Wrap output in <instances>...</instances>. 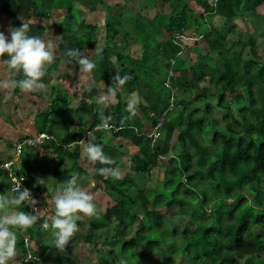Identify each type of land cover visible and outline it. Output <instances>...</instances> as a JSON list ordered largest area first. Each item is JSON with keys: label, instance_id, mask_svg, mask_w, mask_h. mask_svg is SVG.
Segmentation results:
<instances>
[{"label": "trees", "instance_id": "obj_1", "mask_svg": "<svg viewBox=\"0 0 264 264\" xmlns=\"http://www.w3.org/2000/svg\"><path fill=\"white\" fill-rule=\"evenodd\" d=\"M83 1L31 0L32 14L28 13V18L42 33L47 26L40 22L43 18L51 20L62 15L57 31L67 39L65 49L77 47L81 53L95 50L101 29L82 19L84 11L77 4H85ZM92 1L108 13L103 27L104 46L96 59L94 76L107 89L113 86L116 103H106L102 113L110 117L112 128L94 130L101 123V112L92 104L77 101L88 84L80 85L84 73L75 62L76 67L65 69L61 75L56 63L49 67L52 79L63 92L50 93L49 109L35 115L34 125L38 134L53 138L46 144L50 152L46 156H59L60 161L73 158L76 166L78 152L72 144L78 143L82 134L67 133L68 138L59 141L56 130L64 119L66 130L70 128L72 116L66 114L71 111V98L76 102L74 115L82 127L88 126L97 138L109 134L112 139L126 140L138 151L131 158L133 177L116 180L94 171L90 178L103 184L111 205L87 219V224L82 222L86 228L80 226L81 233L74 234V240L89 244V255L94 251L102 257L96 264H240L239 259L244 260L243 264H264V63L253 56L251 36L243 42L232 41L228 48L224 46L226 34L232 32L228 23L246 20L242 12L254 14L264 0H146L149 4L145 7L157 8L151 17L135 13L131 17L117 11L109 1ZM164 7L168 14L162 11ZM1 15L10 18L3 12ZM212 16L222 21L220 29L206 21ZM120 37L122 40H118ZM184 37L194 40L193 46L202 38L207 46L197 53L189 49L193 50L188 55L190 64H184L180 57L187 50ZM130 42L140 46L138 58L124 52ZM198 58L202 61L194 62ZM179 74H185V86L191 87L177 83L175 76ZM115 75H127L129 79L116 86ZM202 83L206 87L199 91ZM177 89L192 92L191 100L176 99L173 91ZM131 95L144 103L137 104L136 115L129 120L125 119L129 114L122 98ZM22 97L14 92L10 100L13 98L18 105ZM171 102L174 108L167 112ZM165 112L159 139L152 143L150 134L142 131L143 124L148 122L153 129ZM155 144L160 149L154 150ZM169 153L171 157L166 158ZM156 169L161 175L153 187L144 190ZM15 172L29 180L26 170ZM61 175L70 177L68 170ZM42 204L36 203L38 212ZM24 211L28 212L26 207ZM40 221L17 236L16 248L25 258L29 253L24 240L31 243L35 239L38 255H30L38 262L27 264H41L57 251L51 243H44ZM173 222L178 224L172 226ZM92 236L96 242H91Z\"/></svg>", "mask_w": 264, "mask_h": 264}, {"label": "clouds", "instance_id": "obj_2", "mask_svg": "<svg viewBox=\"0 0 264 264\" xmlns=\"http://www.w3.org/2000/svg\"><path fill=\"white\" fill-rule=\"evenodd\" d=\"M63 55L68 58L67 63L75 62L82 73H90L96 68L95 62L88 56L82 55L78 49H68ZM53 57V45L45 43L38 35L30 34V25L27 22H22L19 27H10L7 35L0 32V68H3L5 73L4 77L0 78V88L18 89L23 93L44 89L46 85L43 78L48 65L53 62ZM113 79L116 81V86H122L129 77L115 75ZM112 91L113 86L108 88L109 94ZM107 98V96L100 98L101 123L97 125V128L110 127V117H104L102 114L103 109L108 106L104 103ZM136 108L137 100L130 99L125 109L129 115L125 119H132L136 115ZM80 143L84 145L83 153L87 160L93 164L102 165L97 169L98 174L107 175L113 179L120 178L119 168L111 167L114 161L104 153L102 145L88 140H81ZM38 150L44 155L50 153L49 150L46 153L42 149ZM14 168L17 169L15 166ZM48 180L39 178L37 184L46 186ZM22 181L23 179L15 178L10 190L0 194V213H2L0 215V264H9V261L17 254L18 233L25 232L41 218L42 211H37L35 208L37 202L27 188L21 187ZM60 184L62 187H58L52 197L53 214L43 219L40 230L50 234L52 247L63 251L79 230L77 221L81 218V214L93 217L98 215V209L94 203L93 194L81 187L77 174L71 175ZM25 207L30 208L31 212L24 211ZM26 240H24V247L27 250L29 243ZM24 259L25 256L19 263L24 264Z\"/></svg>", "mask_w": 264, "mask_h": 264}, {"label": "rangeland", "instance_id": "obj_3", "mask_svg": "<svg viewBox=\"0 0 264 264\" xmlns=\"http://www.w3.org/2000/svg\"><path fill=\"white\" fill-rule=\"evenodd\" d=\"M100 2H105V1H109L110 4L112 6H117L116 10L120 11L121 13H128L129 15H131V17H134L135 15L132 14H138L140 16H144V17H151L152 14L157 10V8L154 6H147L145 7V5H148L149 3L146 0H98ZM209 1H214V0H209ZM83 3L85 4H81L78 2L77 6L84 11V17H82V19L87 23V24H95L97 25L101 30L98 31L97 33V45L95 50H91V51H83L81 54L88 56L90 59H92L95 64H96V59L99 56V53L101 52V48L104 46V41H105V36H104V20L107 17V10H105L104 7H102L101 5H98V3L92 1V0H84ZM92 3V6H91ZM151 4V3H150ZM31 0H0V32H4L5 35L8 34V30L10 29V27H19L20 24L22 22H26V19L28 18V13L32 14L31 12ZM91 6V7H90ZM162 9V8H161ZM154 10V11H153ZM160 10H158L157 12H159ZM163 12H166L165 14H168V8L164 7V10H162ZM1 12H3L5 15H7L8 17H10L9 19H7L6 17H3L1 15ZM156 12V13H157ZM243 15H245L246 20H236L234 21L233 25L228 23V27L232 29V32L230 34H226V42H225V47L228 48V46L232 43V41H236V40H240L241 42L246 41L247 38L249 36H251L254 39V45H255V49H254V57L257 61H259L260 63H264V5L260 6L259 8L256 9V12L254 14L249 13L248 11H244L242 12ZM130 17V16H129ZM11 18H16V20H11ZM62 19V15H58L57 17L54 16L51 20L48 17L43 18L44 21L48 22L45 23L43 20L40 21L43 24H46L47 26L45 27L46 30L42 33L37 32V26L34 25V23L32 22V19H29V25H30V34L33 35H38L40 36L45 43H51L53 45V51H54V57H53V62L50 64H55L57 65L58 71H59V75H61V72H64V70L67 68L68 71H71L73 69L74 66V62L72 64H68L67 60L68 58L65 57L63 55V53L66 51L65 47L67 45V39L66 37H61L58 34V21H61ZM130 21V20H129ZM207 22L210 21V24L212 26V28H221L222 27V21L217 17V16H212L210 17L208 20H206ZM57 23V24H56ZM209 24V23H208ZM224 24L227 26V24L224 22ZM185 37H188L187 34H185ZM184 37V38H185ZM184 41V39H182L183 43H185L184 45H186V51H183V53L181 54V58L184 64L187 63H192L191 61L189 62L188 60V55H190L192 53L193 50H189L194 48L195 53H197L198 49H207L206 44L204 43V40L202 38L197 40V46H193L192 43H194V40L192 39H187ZM118 40H122V37H120ZM75 49H78L77 47ZM236 50H238V48H236ZM124 52H128L133 58H138L140 56L141 53V48L138 44H133L130 42V45L126 48H124ZM56 53V54H55ZM58 56L60 58L59 61H57L55 56ZM247 55V52H244L243 56L245 57ZM113 61L115 60L114 58L112 59ZM195 61H202V59L198 58ZM50 65H48L47 69H46V75L43 78V82L46 85V87L42 90L36 91V92H32L33 96H39L42 97L45 101L46 104L49 103V94L53 93L55 91H61L63 92L62 87L59 84H56L55 81L52 79V75L50 73L49 67ZM77 66V65H76ZM72 67V68H70ZM75 67V66H74ZM97 69V64H96V68ZM94 69V70H95ZM94 70L90 73H84L81 77H82V81L79 80L80 85H85L87 84V81L89 78H91V81L89 82L88 85V89L86 91V93L83 94L82 98L88 103L90 104V102L92 103V107L95 110H100L102 105L99 102L100 98L102 96H107L108 98L104 101V103H108L110 105H114L116 103V98L114 95V92L112 91V93L109 94L108 89L104 86L103 82L100 81L96 76H94ZM65 75V74H63ZM86 77V78H85ZM1 78V77H0ZM66 79H68V81H70L72 83V80L70 78L65 77ZM175 79L177 81V83H179L181 86L185 87V88H189L191 87V85H189V87L185 86L186 83V78H185V74H179L175 76ZM77 87V86H76ZM198 88V86H192V88ZM206 87V83H202L199 86V91L202 88ZM13 88H9V89H2L0 88V91L2 92H7L4 94L5 99H0V108L3 109H8V107H10V97L12 96L13 93ZM198 91V90H197ZM175 98L180 100H186L185 97L189 98V101L191 100L193 93L192 92H185L182 89H177L173 91ZM25 95V93L23 94ZM9 97V98H8ZM32 97V96H30ZM90 97V99H88ZM13 99V98H12ZM11 99V100H12ZM130 99H136L137 100V104L138 103H144L143 100L139 97H137L136 95H132V96H127V97H123L122 101L127 103ZM70 101V105H69V109L72 111L75 102H72L71 98H69ZM192 104V103H191ZM194 105V104H192ZM191 105V108H193ZM200 105V104H198ZM179 111H181L180 107L178 109ZM29 121V125L27 124V126L29 128H32V118L30 117L28 119ZM78 125V123L76 122V120H73V124L72 125ZM150 126H147V129L143 132L145 134H147L150 131ZM88 129V128H87ZM86 129V130H87ZM87 141V140H86ZM111 141V139H109V142ZM173 144V142H172ZM123 147V146H121ZM157 144L154 145L153 149L157 150L160 149V147H157ZM125 150L124 152L121 150V152H123L124 157L122 158V163L121 166L119 167L120 170V178L116 179V180H121L123 179L125 176H135V172H134V168L133 166L130 164V157H131V150L129 147H124ZM13 150V148H12ZM7 152H10V148L9 150L6 149ZM171 153H169L168 156H166V158L171 157ZM121 157V155H120ZM88 164H93L91 162H88ZM85 165V164H84ZM95 166H99L97 163L95 164ZM94 166V169H98ZM86 167V165H85ZM111 167H113L111 165ZM85 169H88V174L92 173V167H86ZM90 169V170H89ZM58 173H60V171H58ZM161 170L156 169L154 174H152V182L148 183L144 190H146L149 187H153L155 185V183L157 182L158 177L161 175ZM104 178H107V175L103 176ZM110 178V176H109ZM113 179V178H112ZM96 179H92V184L94 182V187L91 189L89 185H87V191L92 193L94 196V203L97 206V209L99 212L103 213L104 210L109 207L111 205V201L107 198V196L105 195V192L103 190V184L101 182H96L94 181ZM86 218H90V217H86ZM84 218V220L86 219ZM87 224V222H86ZM177 225L178 222H173V225ZM82 227V226H81ZM80 226L78 227V231L75 234H79L81 233V228ZM86 228V226H85ZM85 228L82 229V233L85 232ZM95 233H97L95 231ZM44 243H51V236L49 234V238L45 237L43 238ZM96 237L92 236L91 237V242H96ZM68 247H74L69 249ZM90 245L87 244L84 241H80L79 243L75 240L73 241L72 239L69 241L68 245L65 246L63 251L57 250L54 254H49L47 256V259L44 261H41V264H85V263H89V264H96L97 260H101L102 257L100 255H98L96 252L93 251L92 254L89 255L90 252ZM92 250V249H91ZM17 251H19V249H17ZM15 259H11L9 261V264H19V258H21L20 255H15L14 256ZM240 260V264L244 263V260L239 259Z\"/></svg>", "mask_w": 264, "mask_h": 264}, {"label": "crops", "instance_id": "obj_4", "mask_svg": "<svg viewBox=\"0 0 264 264\" xmlns=\"http://www.w3.org/2000/svg\"><path fill=\"white\" fill-rule=\"evenodd\" d=\"M55 66H56V64H55ZM4 75H5V73H4L3 68H0V77L3 78ZM169 75L170 76L172 75L171 71L168 74V78H170ZM64 79H66V78H64ZM71 80H73V79H71ZM79 80L82 81L83 80L82 77H80ZM66 81H68V80H66ZM90 81H91V78H89L87 81L88 85H89ZM68 82H70V81H68ZM165 83H167V82H165ZM72 84H75V83L72 81ZM87 89H88V87H87ZM12 90H13L12 95L14 94V92H16L19 95L24 94L23 92H20L18 89H12ZM86 91L87 90H85L84 93H86ZM55 92H57V91H55ZM5 93H7V92L6 91L2 92L3 96ZM83 94H81L78 97L77 101L83 100L87 105H91L92 104L91 102H90V104H88L82 98ZM30 96H32V97H30ZM3 99H5V97ZM88 99H90V97ZM50 100H51L50 94H49V103L46 104L42 97L33 96V93L31 92V93H25V95H23L20 104L15 105V100L12 99V100H10V107H8V109L0 108V164L8 162V161H12L14 163V166L18 170H26V172L30 173L28 181L36 192L34 199L36 200V202H39L40 204L43 203L45 205L44 206L42 204L43 207L41 206V209H40V211H42L40 222H42L43 219L48 218L53 214V211H54V204H53V199H52L53 194L58 187H62V185L60 183H63L67 179L70 178L69 176H67L65 178L61 175L62 172H64L65 170L69 171L70 176L73 174H77L79 184L86 191H87V185H89L91 189L95 186L94 182L92 184L93 178H90V177L92 176L94 171L97 170V169H94V166L96 163L95 164H88L89 161L87 160L85 154L83 153L84 145L80 143L81 140H85V141L88 140V141H91L93 143L98 142V144L102 145L104 153L114 161L112 166L116 167V168H119L121 166L122 158L124 157V155H123V152L125 150L124 147H129L131 150L130 151L131 157L129 160L131 165H132L131 158L138 151L137 148L126 144V140H122V139L121 140H118V139L115 140L114 138L112 139L109 134H107V135L103 134L97 138V137H95V134H93V130H90L89 128L86 130V128L88 126L82 127L81 124L78 123V121H77V116L75 117V115H74L75 114V107H76V102H75V105H74L72 111H70L66 114L68 116H72V120H71L72 122H71L69 130H66V120L67 119L62 120L63 122L60 121V124L58 125L56 130H57V135H58L59 141H62V139H65L67 137L66 136L67 133H74V134L76 133V136L78 134H82V138L80 139V141L78 143L74 142V144H72L73 147H75V150H77V152H78V156L76 157L78 160L76 162L77 163L76 166L73 162L74 161L73 158L72 159L65 158V159H63V161H60L59 156L57 157L56 155H53V154L46 156L40 150L25 149L19 157H16L15 156V146H16L17 142L23 138L35 137L36 135H38L36 127L34 125L35 115H37L39 112H44L45 110H47V108L49 109ZM72 102H74V101L72 100ZM69 105H70V102H69ZM30 117L32 118V123H31L32 128H29L27 126V124L29 125L28 119ZM74 119L76 120L78 125H76V124L72 125ZM143 125H144V128L142 131L144 132L147 129V126L149 124H148V122H146V124H143ZM151 130L152 129L150 128V131L148 132L149 134L151 133ZM90 133H91V135H89ZM96 139H97V142H94ZM109 139H111L110 142H109ZM121 146H123V147H121ZM9 148H10V152H7L6 149L9 150ZM12 148H13V150H12ZM121 150L123 152H121ZM120 155H121V157H120ZM84 164L86 165V167H90V168L92 167L93 168L92 169L93 171L91 174H88V169H85L86 167ZM98 165L99 166H95V167L96 168L102 167V165H100V164H98ZM117 165H119V166H117ZM58 171H60V173H58ZM39 178H43V179H45V181H47L49 179L47 185L44 186V185L37 184V179H39ZM94 181L100 182L99 180H94ZM9 190H10V187H9L8 178L5 177L4 175H1L0 176V194H3L5 192L7 193ZM0 215H2V213H0ZM86 217L87 216H84L83 214H81V218L77 221L78 227L79 226H85V225H82L83 224L82 222L85 223L87 221L88 218H86ZM84 218H86V219L84 220ZM18 234L20 235L22 233H18ZM40 234H41L42 238H44V237H45V239L49 238V233H47V232L42 231ZM51 239H52V237H51ZM72 240L74 241V237L72 238ZM26 241L29 243V246L27 247V252L29 254L34 253L32 255H38V253H37L38 251H37L36 244H35L36 243L35 239H34V241L32 240L31 243L28 240H26ZM76 241L78 243L80 242L79 240H76ZM19 253L20 252L17 251L16 255H20ZM22 257L23 256H21V258H19V262L21 261ZM13 259H15V258L13 257Z\"/></svg>", "mask_w": 264, "mask_h": 264}, {"label": "built area", "instance_id": "obj_5", "mask_svg": "<svg viewBox=\"0 0 264 264\" xmlns=\"http://www.w3.org/2000/svg\"><path fill=\"white\" fill-rule=\"evenodd\" d=\"M164 85L168 86V83H165ZM173 108H174V104H173V102H171L169 107H168V109H167V112L168 111H172ZM167 112H165L157 120L155 126L151 130L149 138H151V141L153 143H155L159 139V131H160V128L162 127L163 123L165 122V116H166ZM111 128L112 127H109L107 130H109ZM99 129H101V128H97L96 127L94 130H99ZM51 140H53V138L49 134H46V133L38 134V135H36L33 138H24L23 140H21L20 143L16 144V146H15V156L19 157L25 149H31V150L42 149V151L44 153H46L48 151V149L46 148V144L49 141H51ZM3 173H4V175H7L8 178H9L10 187H11V184H12V182H13V180L15 178H20V179H23L21 187L22 188H27L30 191L32 197L35 195L34 188L29 184L27 176L26 175H18V174H16L15 168H14V164L12 162H5V163L0 164V174H3ZM26 209L28 210V212H31L30 208L26 207ZM31 260L35 261V262H38V259L36 257H33L30 254H28L26 256V258L23 260V263L27 264Z\"/></svg>", "mask_w": 264, "mask_h": 264}]
</instances>
